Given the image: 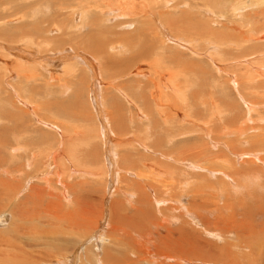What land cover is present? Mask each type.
<instances>
[{"label": "rangeland", "instance_id": "rangeland-1", "mask_svg": "<svg viewBox=\"0 0 264 264\" xmlns=\"http://www.w3.org/2000/svg\"><path fill=\"white\" fill-rule=\"evenodd\" d=\"M40 1L43 3L39 2V0H1L0 2V180L10 182L13 184L12 187H14L13 191H9L7 189L3 190L0 187V192L2 195L6 193L5 196L1 195L3 198H0V216L4 214V222L3 224L0 223V236L6 235L7 232L13 228L11 226V223L13 222L11 211L13 208H18L20 211H22L18 207L20 205H17L19 203H21L23 206V212L28 210H31V212L33 211L32 213L35 215V220H38L37 223H39L38 225L40 228L46 229L47 231L52 229L50 234L40 235L34 238H31V235H29V237H21L22 240H20V237L17 239L12 237V240H10V238H8L11 237L10 235L6 237L8 238L6 243L9 242V240L12 242L20 240L18 241V245H23L22 258L24 264H57V261L54 259L46 260L47 256L54 251V241L57 238H65L72 241L74 245L73 248L70 245L62 247L69 250V255L80 252V249L82 250L79 260L77 259L74 264H92L89 263V261L91 258H98L97 254H99V258L103 257L104 253L107 251L109 252V250L103 249L105 245H108L110 240L112 241L111 244L115 243V246L110 248L111 252L113 251L112 253L110 252L111 254L118 255L119 253L125 252L132 255L130 250L128 252L123 251L126 249L125 244L129 239L139 241L138 249L147 250L149 247L151 248L154 240H159L162 235L168 233L166 228H169L173 231L176 230L177 232L174 234H176V236L182 235V238L185 237L183 235L185 232H194L195 235L201 236V238L205 239V241L208 243H212L213 241V243L217 244L220 248L224 245L225 241L227 242L226 245H228V243L237 245L239 242L233 240V238H235L234 229L238 228L241 223L248 221L247 217H253L256 213L259 215L256 216V218H254L252 221H249L253 223V227L247 226L246 231L249 232L250 228H253L256 229L257 233L264 235V229L260 228L264 225V191L254 189L252 193H248L250 199L252 198V200H249L247 203L237 204L238 200L236 199H238V197L235 195L232 189L224 190L222 194H217L215 191L211 190H204L206 193H200L196 190L198 187L190 185L189 190H187L186 193H183V197H188L186 202L184 201V204L188 210L194 213L196 217V224L193 225L195 223L194 221L184 217V220H188V223L184 224L181 230L178 231V229H180V221H169L170 223L167 222L168 226H163L165 229H160L156 228L157 225L155 224V226L151 225L147 219L151 215L153 217L150 219V221L159 222L162 220L160 215H169V210L167 209L157 213L155 208L148 205L147 203L139 205L138 203L134 204L136 201V196H133L132 200L129 201L132 203V205H129L128 207V205H126L128 202L124 201V196L122 193L120 192L117 195L116 193L112 194L113 189L109 188L110 185H112L111 181L113 180L112 175L110 174L111 170L109 171L110 176H108L102 169V176L99 179L104 181L91 179L93 178L91 177L87 178L89 182L80 186L79 183H83L84 179H80L79 174L77 173H75L69 180L70 183H75L76 185H73L72 191H70L68 194L70 195L72 193L80 197L78 200L80 211L89 217L98 219L96 221L98 231L94 226H92L93 230H82L75 236H72L68 230V227L56 222L58 217L55 214L52 215V220L54 222L53 224L51 216L46 210L47 205L54 201V199L47 193L52 195L57 194L59 198H62L61 196L63 189L59 186L58 182L54 181V179L58 178L55 177L53 173L48 175V178H46L45 181L48 182L47 185L50 184L49 188L43 181L44 177L42 180L40 178H34V176L39 175L40 171L44 172L48 169V167H46L44 156L49 150L56 147L57 141L60 140L58 133H62L64 137L65 134L62 131L64 130L68 133L67 129L74 130L75 133L74 135L72 133V139H68V137L65 135L66 137H64V142H67V147L73 146L76 151L75 154L78 156V160H74L76 165L74 167L73 163L69 165L71 166V171H74L76 168L79 169L78 167H80V165H78V162H80V160L83 161V167L86 166L87 169L90 167L88 170H97L100 164L102 165L103 162H106L107 164H105L108 166L110 163H117V157H119V166L124 167L125 159L122 157V155L125 153V151H127L126 149H131V146L122 148L120 147L119 151H116L118 156L108 158V156H106L107 145L103 144L102 139L96 135L95 139L93 138L95 141H90L86 139V135L84 134V132H89V129H95L94 131L98 132L96 128H99L100 125V128H102L101 130H103V132L105 134L107 133L108 135L110 129L107 127L105 119L110 117L105 118L102 114H105L106 111H113L117 114V122L123 121L124 123L122 126L127 127L122 129L125 130L124 132L121 130L116 132L115 135L117 138L130 140L132 138L137 139V142H135L134 145L137 144L138 146H135V148L130 151L131 155H134L131 158V161L138 158L135 157L136 155H142L145 157L144 164L142 166L144 170V176H146L149 180L155 179L159 183L166 182L167 176L169 173H171L174 179L178 178L180 181L181 179H184L188 180L189 182L191 181L194 184L195 182H200L199 179L194 178V175L201 173L200 170L194 169L197 168V165H193L191 162V168L189 169V177L191 179H188L185 170H181L179 165L174 163L173 158L171 156L164 155V153L167 151V149H176L180 151V148L182 147L194 145L203 153V157L197 161V163L200 164V168L207 166L209 162L214 163L218 155L222 153V148L219 146L217 149H213L211 146H216V142L235 141L233 140L234 138L229 137L228 139H224L223 136L215 133L211 136V139L208 140L205 139L203 135H197L196 133L203 131L205 126H213L215 128L217 127L216 125L221 126L224 124L227 126H232L234 124V120L236 122H240L241 127L245 129L248 124H244L243 121L246 117V112H248V104L254 105L255 107L257 105L264 104V72L262 73V70H264L262 69V67L264 68V61H261L264 58V39L258 40L259 36L262 34V32H264V27L261 25L262 20H260L258 17H255L249 20L250 23L244 22V24L239 25L240 18L238 16H232L235 14L231 12V9L227 7V5H225L224 1L222 0L221 2L216 0H181L180 4H178L176 7H173L172 2L170 1L163 6V3H161L160 0H157L158 3L156 6H154L153 10L154 15L157 17L154 16L153 19H151L153 23L151 26V34L153 36L154 34L156 35L155 32H157V34L161 36V39H159L158 35V37L155 36V39L158 40L160 45H162L164 42L161 48H157L158 52L159 50L162 52V57L166 61L165 65L161 67L162 71L169 70L172 73L176 71L175 79L179 85V88H188L186 93L187 102L183 101V104L180 103V106L182 108V112H187V114H189V116H187L186 119H183L182 122L175 121L172 123L173 125H162V129H160L159 125H148L149 122H146L148 120L138 118L134 113L135 109L132 105L128 106L126 102H123V99L113 89L110 88V90H108L109 86L107 83L113 84L115 82L114 84H119L122 82V84H124V82H126L128 83V86L131 87L135 84L133 87L134 89L130 87L132 90V95L135 96V100L143 101V94L146 93V90L142 89L140 91L139 87L137 89V84L140 86L144 85L143 81H146L145 76L137 77L129 73V70V74H127L126 70L120 72L118 67L112 66V62L115 61L114 59H103L102 54L97 55V59V57H95L96 51H92L91 53V49L86 47L88 42L93 41L95 38V40L99 39L103 42L106 39V41H108L106 44L107 48L110 46L109 42L114 40L116 43L121 44L122 36L127 38H130L131 36L134 38L133 36H135V39L137 38L142 40L141 29L143 28V24L141 23L140 25H137L135 23V18L133 16L135 13L131 12L128 16L125 15V19L114 18V20L112 18L111 20H105L104 23L100 22L99 25H101V30L97 32H93L90 28H86L83 31H78L77 28L72 26L73 28H71L70 33L63 34V32L58 30L54 32V30L51 31V29L54 27L63 28L66 26V24L75 25V22L78 21V19H75V17L72 15L73 7H71V5H69L70 3H68L70 0H66L67 3L64 2L62 6H60L57 2L54 3V1H52V3L51 1L50 3L45 0ZM32 2L33 5H31ZM67 5L69 7L68 9L66 8ZM170 5L172 6L170 7ZM207 9L208 12L206 11ZM209 10H211V12H209ZM74 11H77V9H74ZM253 11H255L254 7H250L249 10H246L245 12H249L250 15H253ZM184 12H186L188 15H186ZM158 13L161 14L160 16L164 14L165 15L162 16L163 18L161 19V17L158 18ZM179 16L180 20H182L179 29L187 30L188 33H185V35L189 34L190 36L183 37V39L188 41L193 46L194 53L199 54L200 56L194 54L192 55L190 51L181 46V44L167 39L166 35H169L170 37H174V35L170 33V29L165 26L162 20L167 17L170 21H173L178 19ZM121 21H132L133 24L121 26L116 25ZM217 21H222L223 23L219 24ZM159 22H161V24ZM211 22L216 23L214 25ZM208 23H211L212 27ZM200 24L202 25V28L204 25V27H207L208 24V27H210L215 32H222L226 29H229L230 27H233V29H231L233 31L239 28L245 32L246 37H253L252 42L246 41L245 45L248 46H245V49H243L245 50L244 53H254L257 54V56H261L263 58H258V60L254 59L255 61H250L252 64L249 62L250 64L246 65L247 68H249L251 79L250 81L246 80L247 83L245 82V85L243 84V89L239 86L236 89L233 86H237L234 75L243 72V67L241 65L229 64V62L232 61L230 59L236 53L234 46L231 45V51L229 50L228 53L227 51L223 50L224 54H219L218 52L215 54L216 48L220 52V47H218L216 44L217 42L215 43L212 41L214 40L212 37H200L198 35ZM26 26L29 27L27 30L29 32H26L27 34L18 30L20 27ZM223 26H225L224 28L226 29H224ZM136 28L137 30L135 31ZM107 29L111 30L107 31L106 34ZM188 29L192 30L193 34H190L191 31ZM204 29L206 28H203V31ZM138 32L141 34L140 36L138 35ZM248 32L250 34L252 32L253 33L250 35ZM1 33L4 34L2 35ZM231 33L232 35H235L234 32ZM247 40H249V38H247ZM178 42L183 43V41ZM262 43L263 45H261ZM18 47L20 48L18 49ZM211 47H215V49L213 48L210 50ZM108 53L110 57L114 54L112 50L109 49ZM118 54H120V52H118ZM118 54L116 55V60H120V56L125 59L124 56H127L129 51L122 52L120 56ZM212 54L216 56L217 64H226V66L223 67L221 65L222 69L218 70L211 62L213 59L211 57L206 58L207 55ZM88 55L93 57L95 60L97 59L99 64L97 66L98 69L96 70V73L98 74L100 83L97 84L94 92H92L91 88L92 75L88 69L89 62L86 61V57H88ZM19 56L20 58H22V56L26 58V61L28 60L32 67L34 65L33 68L35 70H32L33 75L30 76L35 77L34 80L25 81L18 79V76H16L18 78L14 77L13 79L11 78L9 80L10 76L8 71L4 72V64H7L6 66H9V68L12 69L16 62H23L21 60L18 61ZM247 59L248 58H245L244 60ZM48 60H50L49 63L47 62ZM218 61L220 63H218ZM151 62L155 61L151 58L149 63ZM38 64L42 65L43 67ZM54 64H57L56 68ZM131 64L132 63L129 65ZM25 65L29 64L26 62ZM107 66L112 67L108 68ZM131 67L130 70L132 71L134 70L135 65L133 64ZM68 70L72 71L69 72ZM124 73L127 74L126 78ZM116 77H123L124 79L122 78L119 80L116 79ZM133 80H136L137 82L135 83ZM176 81L174 80L173 82ZM102 82L103 84H101ZM150 82L153 81L150 80ZM252 85H254L255 88ZM105 87L107 89H105ZM238 96L241 97L242 101L239 100ZM103 98V101L105 102L104 104H102ZM28 102L31 103L30 106H32L33 109H28L26 107ZM169 102H171V99L168 96L167 103ZM32 112L37 116V120H40L41 122L44 121L45 123L49 124L47 126L50 129L34 119V117L31 115ZM257 112L258 109H255V111L251 113V117L253 120L258 122L260 117L264 116V109H260V111L258 113ZM7 113H9V117L11 118L9 121H7L8 119L1 118L2 114L8 115ZM89 114L90 116L92 115V118L87 117ZM130 114H133L134 116ZM133 118L135 119L133 120ZM157 120L158 118H156V121ZM136 121L137 123H135ZM145 122L148 124L145 125ZM248 123L251 125L252 121H248ZM149 127L150 129H148ZM126 132L128 135L125 134ZM111 133L114 134L115 130H113ZM82 134L84 137H82ZM132 134H134L136 137L132 136ZM181 135L187 138L183 140L176 138L172 145H166L165 140L167 138ZM127 136L130 138H127ZM146 136H150V143L148 142L149 145H151V142H157L159 145L151 148L146 147L143 151L142 148H144V144L138 140V138L143 139ZM43 140H46L47 143H43ZM235 142L237 145H239L238 142L241 141ZM71 143L72 145H70ZM126 145H129V141L125 143V146ZM242 147L240 148L245 149L244 146ZM54 151H56V149H54L53 152ZM33 153L35 155L37 153L36 157H38L34 159L36 160L35 162L33 161L34 163L30 161V155ZM228 154L232 160H238V158H235L230 153ZM94 156H96V159ZM58 160L61 159L53 158V161L56 163V170L57 167H62V163L57 164ZM102 160L105 161L102 162ZM137 164L141 165V162L138 161ZM261 165L262 163L259 166ZM135 167H138V165ZM174 168H177L178 171L174 170ZM48 170L51 171L50 169ZM38 177H40V175ZM125 180L126 184L127 182L134 183V181H137V179H134V177L131 178L129 176H126ZM131 180L134 181L132 182ZM123 185L125 184H120L121 187ZM121 187L120 190L123 191V188L121 189ZM132 188L133 187L130 186V188L127 189L130 190ZM36 189H39L38 191L41 193V195L39 197L31 196V190L36 191ZM18 191L20 193H18ZM179 191L181 192V189ZM33 193L34 192H32V194ZM189 196H192L194 199V207L191 206ZM84 198L89 201L92 200L93 203H88ZM70 200L72 202L71 198ZM18 201L19 203H17ZM224 201L234 202L230 206H225L223 204ZM122 202L125 207V213L128 216H135L134 221H137L138 219L143 224L141 230L143 234L137 233V230L134 231L132 228L133 225L126 219L114 220L113 222H110L112 220V205L120 206L122 205ZM63 203L65 204L64 199ZM92 204H95V206H91ZM119 213H123V211L120 210ZM109 227H112V229ZM143 228L145 229V232ZM220 228H225L227 230L226 232L229 233L228 239H226L224 242L216 241L205 232L210 231L213 236H223L225 232ZM243 230L244 227H241L239 229V233H242ZM123 232H126L125 235L127 236L124 235L125 237H122L124 234ZM128 235L131 236L128 238ZM244 239H248L247 234H245ZM3 243L4 242H2V244ZM201 243L202 245L206 244L204 242ZM109 246L110 245H108L107 248ZM0 249L9 250L5 248V243L4 248L1 247ZM233 252V258H235L236 254L238 256L237 258L241 256L242 259L244 257L242 261L239 258L238 262L241 264H246L245 254L241 252L239 253L235 250H233ZM55 253L56 252L52 254ZM29 254L31 257L28 256ZM118 256L123 260L122 255ZM147 257L149 261L145 264H153V261L158 260L151 255ZM116 258L117 262L122 261L117 256ZM206 258L207 256L199 255L197 257L194 255L191 257V260L186 261L184 264H222L217 261V257L209 256L207 259ZM130 260L131 259L128 256L125 257L123 264H127ZM215 261H217V263H214ZM160 262L161 260H158L157 264ZM251 263L254 264L253 262ZM256 263L260 264V260Z\"/></svg>", "mask_w": 264, "mask_h": 264}, {"label": "bare ground", "instance_id": "bare-ground-1", "mask_svg": "<svg viewBox=\"0 0 264 264\" xmlns=\"http://www.w3.org/2000/svg\"><path fill=\"white\" fill-rule=\"evenodd\" d=\"M45 1H48L49 3H50V1H51V3H52V1H54V3L55 2L59 3L60 6H62L64 4V2H66V0L65 1L64 0H45ZM160 1H161V3H163L162 4L163 6H164V4H167L170 1V2H172L173 7H176L181 2V0H160ZM191 1H193V0H191ZM216 1L221 2V0H216ZM222 1H224V4L227 5V7H229L231 9V12H233V14H235L232 16H238L240 18V21H239L240 24L239 25L244 24V22L250 23L249 20H251L252 18L258 17L260 20H262L261 25L264 27V0H222ZM0 2H1V0H0ZM39 2H41V1L39 0ZM41 3H43V2H41ZM68 3H70L69 5H71V7H73L72 8L73 9L72 15L75 17V19H78V21H76L77 24L75 22V25L66 24V26L63 28L62 27L61 28L60 27H54L51 29V31L54 30V32H55L58 30L60 32H63V34L64 33L68 34V33H70L71 28L75 27L78 29V31H83L86 28H90L93 32H97V31L101 30V27H100L101 25H99L100 22L104 23L105 20H111L112 18L113 19L114 18L125 19V15L128 16L131 12L135 13V14L132 13L134 18H135V20H134L135 23L137 25H140L141 23L143 24V28L141 29V32H142L141 39L142 40H139L137 38L135 39V36H133L134 38H132L131 35H130L131 36L130 38L122 36L121 37V44L116 43L114 40L112 42H109L110 46L107 48L106 44L108 41H106V39L103 42L99 39L95 40L96 38L95 39L93 38L94 40L88 42L89 45L87 44L86 47L91 49V53H92V51H96L95 57H97V55H99V54H102L103 59L104 58L107 60L110 58L114 59L115 61L112 62V64H113L112 66L118 67V70L120 72H123L126 70L127 74L131 73L132 75H135L137 77H144L145 76L146 81H143L144 85L140 86L137 84V89H138V87H139L140 91L142 89H145L146 93L143 94V101L135 100V96L132 95V90L130 89L131 86H128V83H126V82H124V84H122V82H120L119 84H117V83L114 84L115 82L113 84L106 82L107 85L109 86L108 90H110V88L113 89L123 99V102H126L128 106L132 105L134 107V109L136 110V111L134 110V113L136 114V116L138 118L148 120L146 122H149V124L145 122V125L156 124V125L160 126V129H162V127H163L162 125H164V126H168L169 124L173 125L172 124L173 122H175V121L182 122L183 119H186V117L189 116V114H187V112H182V108L180 106V103L183 104V101L187 102L186 93L188 91V88L187 87L184 89L179 88V85L175 79L176 71H174V73H172L169 70L168 71L167 70L162 71L161 67L165 65L166 61L162 57V55H163V54H161L162 52H160V50L158 52L157 48H161L164 42L162 43V45H160L158 43V40L155 39V36L158 35L157 32H155L156 35L154 34L152 36V34H151V26L153 24L151 19H153L154 16L157 17L156 15H154V11H153L154 6H156V4L158 3L157 0H70V1H68ZM31 5H33V2L31 3ZM172 5H170V7ZM250 7H254V9H255V11H253V15H250L249 12H245L246 10H249ZM66 8L67 9L69 8L68 5ZM55 9H56V7H55ZM74 9H77L78 12L74 11ZM206 11L208 12V9ZM209 12H211V10H209ZM234 12H236V13H234ZM184 13L186 15H188L186 12H184ZM156 14H157V12H156ZM160 15L161 14L158 13V18L161 17V19H162L163 18L162 16H164L165 14L162 16H160ZM228 18H230V17H228ZM133 19H132V21H133ZM132 21L131 22L121 21V22H119V24H116V25L121 26V25L133 24L134 21H133V23H132ZM21 22H22V19H21ZM162 22L165 24V26L168 27V29H170L171 32L169 30L168 31L172 35H174V37H175L174 38V37H170L169 35H166L168 40H171V41L177 42L178 44H181V46H183L187 50H189L192 55L193 54L199 55V54L194 53L193 46L188 41L183 39V37H190V36H189V34L185 35V33H188L187 30H180L179 29L180 24L182 22V20H180V16L178 17V19L173 20V21H170L167 17H165L162 20ZM217 22L219 24L223 23L222 21H217ZM159 23L161 24V22H159ZM206 23H207V21H206ZM211 23L215 25L216 22H211ZM211 23L210 24L208 23V24L211 25ZM208 24H207V27H204L205 25L203 24L204 25L203 28H206V29H204V31H203V28L201 27L202 25L200 24L199 31L200 30H202V31H200V32L198 31V35L200 37H209V38L212 37L214 39L212 41L215 43L217 42L216 44L218 45V47H220V52L216 48L215 54H216V52H218L219 54H224L223 50L227 51V53H228L229 50L231 51V45L234 46L236 53L230 59L232 61H230L229 64L241 65L243 67V72L240 74L234 75V77L236 79L237 86L233 85V81H232V85L236 89L238 86L243 89V84L246 82V80L250 81V79H251V76L249 74V68H247L246 65L250 64L251 63L250 61H253L254 59L258 60V58H261V59L263 58L261 56L260 57L257 56V54H254V53H251V54H245L244 53L245 50H243V49H245V46H248V45H245L246 41L252 42L253 37L252 36L246 37L245 32H243L239 28H237L234 31L231 30V29H233V27L226 29V28H224L225 26H223V28L226 29L225 31L215 32L210 27H208L209 26ZM26 27H20L19 29L18 28L17 29L20 30L21 32H24L25 34H27L26 32H29V31H27L29 27H27V29H26ZM211 27H212V25H211ZM244 28H245V26H244ZM251 29H252V27H251ZM110 30L111 29H109V30L107 29L106 34H107V31H110ZM136 30H137V28L135 29V31ZM188 30L191 31L190 34H193L192 30H190V29H188ZM231 32H234L235 35H232ZM1 34L3 35L4 33H1ZM138 35L140 36L141 34L138 32ZM70 37H71V35H70ZM160 37L161 36H159V39H161ZM247 38H249V40H247ZM263 39H264V32H262V34L259 36L258 40H263ZM178 41H183V43L178 42ZM152 42H155V43H152ZM253 43H254V41H253ZM248 44H249V42H248ZM103 45H104V47H103ZM261 45H263V43ZM19 48L20 47H18V49ZM213 48L215 49V47H211L210 50H212ZM108 49L112 50V52L114 53L113 56L110 57V55L108 53ZM210 50H208V51H210ZM125 51H129V54H127V56H124L125 57V59H124L123 57L120 56V54L122 52H125ZM109 52H111V51H109ZM118 52H120V54H118ZM257 53H259V52H257ZM117 54L120 56L119 57L120 60L115 59L117 57L116 56ZM263 54H264V52H263ZM28 55H29V53H28ZM89 55H88V57H86L87 58L86 61L89 62L88 63V69L90 70V73L92 75V86H91V88H92V92H94L97 84L100 83V79L98 77V74L96 73L97 72L96 70L98 69L97 66L99 64L97 62L98 57L95 60V59H93V57H91ZM91 55H93V54H91ZM229 56H231V55H229ZM209 57H211L213 59V61L211 60L212 64L218 70H221L222 64L221 65L217 64L216 56L214 54L206 56V58H209ZM9 58H12V57H9ZM151 58L155 62L149 63ZM245 58H248V59L244 60ZM20 60L23 62L22 63L16 62L14 64L15 66H13V68L11 67L12 69H10L9 66L7 67L6 66L7 64H4V72L8 71L9 76H10L9 80L11 78L13 79L16 76L19 77V78L18 77H16V78L21 79V80H25V81L34 80L35 77H30L31 75H33L32 70L34 69L33 68L34 65L32 67L31 63L28 60L26 61V58H24L23 56H22V58H20V56H19L18 61H20ZM142 60H143V62H142ZM138 61H140V62H138ZM261 61H264V58ZM26 62L29 65H25ZM47 62L49 63L50 60H48ZM55 62H57V61H55ZM136 62H138V63H136ZM1 63H3V62H1ZM130 63H132V64L129 65ZM218 63H220V62L218 61ZM254 63H256V62H254ZM101 64H103V63H101ZM133 64L135 65V68H134V70L131 71L130 69L133 68V67H131ZM38 65H40V64H38ZM54 65L56 68L57 64H54ZM40 66L43 67L42 65H40ZM112 66H107V67L111 68ZM222 66L225 67L226 64H223ZM44 69H45V65H44ZM262 69H264V68L262 67ZM128 70H129V73H128ZM68 71L71 72L72 70H68ZM263 72H264V70H262V73ZM124 74L123 75L126 78L127 74L126 73H124ZM20 76H21V78H20ZM122 78L123 77H121V78L116 77V79H119V80ZM229 78H230V76H229ZM51 79H52V77H51ZM150 80H152L153 82H150ZM174 80L176 82H173ZM133 82L136 83L137 81L133 80ZM101 84H103V82ZM134 85L131 88H133ZM252 86H254V85H252ZM254 88H255V86H254ZM105 89H107V88L105 87ZM147 94H148V96H147ZM112 95H114V94H112ZM168 96L171 99V102H169V103H167ZM14 98H15V96H14ZM238 98L240 101H242L240 96H238ZM103 100H104V98L102 99V102H103V103L101 102L102 104L105 103ZM30 105H31V103L28 102V104H26V107L28 109H33L32 106H30ZM255 109H258V112H259L260 109L261 110L264 109V104L257 105L256 107L254 105L248 104V112H246V117L243 121L244 124H248L245 129L241 127L240 122H236L234 120V122H233L234 124L232 126H227L225 124L221 125V126L216 125L217 126L216 128L213 126H209V127L205 126L203 128V131L196 133L197 135H203L205 137V139H208V140L211 139V136L213 134L217 133V134L223 136L224 139H228L229 137H232V138H234L233 140H235V141H241V142H238V144L240 146L237 145L235 141H221V142H216L215 143L216 146L212 145L211 147L213 149H217L219 146H221V148H222L221 149L222 153L218 155V157L214 161V163L209 162V164L207 166L200 168L199 167L200 164L197 163V161H199V159H201L203 157V153L199 150V148L195 147L194 145H190L188 147H182V148H180V151L176 150V149L175 150H168L167 149V151L164 153V155L171 156L174 160V163L178 164L179 168L181 170H185V173H186L188 179H191L189 177V169L191 168V162L193 165H197V168H194V169L200 170L201 173L194 175L195 179L200 180V182L194 181L195 184L191 181L189 182L188 180H184V179H181V181L178 180V178L174 179V177H172L171 173H169V175L167 176L166 182H159L161 184H159L158 181L155 179L149 180L146 176H144V170H143L142 166L144 164L145 157L142 155H140V156L136 155L135 157H138V158L131 161V158L134 155L133 154L131 155L130 151L132 149H134L135 146H138L137 144L134 145V143L137 142L136 141L137 139L132 138L130 140V139H121V138L119 139V138H117V136L115 135L116 132H119L120 130L122 132H124L125 130H122V129L123 128L125 129L127 127L122 126L124 123L123 121L117 122V119H116L117 114H116V112H113V111H111V112L106 111L105 114H102V115H104L105 118L110 117V118L105 119L106 125L110 129V132L108 133V135H107V133L105 134L103 132V130H101L102 128H100V125H99L100 129L96 128L98 130V132L94 131L95 129L94 130L89 129V132H86V133L84 132V134L86 135V139H88L90 141L94 140L96 135L99 138H101L103 144L107 145L106 156H108V158H110V157L113 158L115 156H118L116 151L117 150L119 151L120 147L122 148V147L131 146V149H126L127 151H125V153L122 155V157L125 159V163H124L125 166L123 167L121 164L120 165L122 167L119 166V157H117V163L113 161L114 163L113 164L110 163V165L108 166V165H106L107 164L106 162H103L105 160H102L103 164L101 165L99 162L100 166L99 167L96 166V167H98V169L96 168L97 170H88L90 167H88V169L86 166L83 167L82 166L83 161L80 160L81 164H80V162H78V165H80V167H78L79 169L76 168V169H74V171H71V166H69V165L71 163H73V167H74L76 165L74 162L76 160H78L77 159L78 156L75 154L76 151H75L74 147L73 146L67 147V145H68V144L66 145L67 142H64V137L67 136L68 139H70L72 133H73V135L75 133L74 130H69L66 127L68 133L64 130L62 131L66 136L64 135V137H63L62 133H58L60 136V140L57 141L56 147L49 150L44 156V159L46 161V167H48V169H50L51 171H49L48 169L45 170L44 172L40 171V173H39L40 177H38L39 175L34 176V178H37V179L40 178L41 180L44 177L43 181L46 183L45 185L48 186V188H49L50 184L47 185L48 182L45 180H46V178H48V175L53 173V175H55V177L58 178V179H54V181L58 182L59 186L63 189L62 196H61L62 198H59V196L57 194L52 195V194L47 193L50 197H52L54 199L53 202H51L47 205V209H46L48 214H50V216H51V220H52V215L55 214L58 217V220H56V222H59L61 225L65 226V227H68V230L72 236H75L77 233H79L82 230L91 231V230H93L92 226H94L95 229L98 231V229H97L98 227L96 225V221L98 219L92 218V217H89V216L83 214L82 211H80L79 204H78V200L80 197L75 195V194H72V193L69 195L68 193H70V191H72L73 185H76L75 183H70V181H69L75 173L79 174L80 179H84L83 183L77 182V183H79L80 186H82V185H85V183L89 182L87 178H91V177H93L91 179H97L99 181H104V180L99 179L102 176L101 175L102 169L104 170L106 175H108V176H110V174L112 175L113 180L111 181V183L113 185V188H112V185H110V187H109V188L113 189L112 194L116 193V195H117L118 193L121 192L122 195L124 196V201L128 202L126 204V205H128V207H129V205H132V203H130L129 201L132 200L133 196H136V201L134 204L138 203V205H139V204L147 203L148 205L153 206V208H155V211L157 213H160L161 211H165L167 209L169 210V215L168 214L160 215L162 220H160L159 222L150 221V219L153 217L151 215L147 219V221H149V223L151 225H153V226L157 225L156 228H160V229L164 228L163 227L164 225L168 226L167 222H169V221L170 222L180 221V225H179L180 229H178V231H179L183 228L184 224L188 223V220H184V217L194 221L195 223L193 225L196 224V217H195L194 213L192 211L188 210L184 204L186 202V200L188 199V197L187 196L183 197V193H186V191L189 190L190 185L194 186V187L195 186L198 187L196 190L200 193H206V192H204V190H211V191H215L217 194L218 193L222 194L224 192V190L232 189V191L238 197V199H236V200H238L237 204L247 203L249 200H252V198L250 199L248 193H252L254 191V189H257L259 191H264V184H263V182H264V116H261L258 122L253 120V118L251 117V113H253L255 111ZM29 111H31V110H29ZM137 111L139 114L137 113ZM7 114L8 115L2 114L1 118L8 119L7 121H9V119H11V118L9 117L10 116L9 113H7ZM133 114H130V115H133ZM31 115L34 117V119H36V120L38 119L37 116L33 112ZM259 115H260V113H259ZM81 116H83V115H81ZM87 117L92 118V115L90 116V114H89V116H87ZM156 118H158L157 121H156ZM134 119L135 118H133V120ZM37 121L39 123L44 124V126H46L47 128H49L47 126L49 124L45 123L44 121H43L44 123L41 122L40 120H37ZM248 121H252V124L249 125ZM135 123H137V121ZM52 124H54V123H52ZM148 129H150V127ZM113 130H115L114 134L111 133ZM125 134H127V132ZM132 136L136 137L134 134H132ZM82 137H84L83 134H82ZM127 138H130V137L127 136ZM149 138H150V136H146L143 139L138 138V140H140L144 144V148H142L143 151L145 150L146 147L151 148V147H156L159 145V143H157V142H151V145H149V143H150ZM176 138L183 140V139H186L187 137H183V135L176 136V137L171 136V138H167L165 140L166 145L167 146L172 145L175 142ZM127 141H129V145L125 146V143ZM43 143H47V141L43 140ZM70 145H72V143ZM242 146H244L245 149H241L240 147H242ZM84 147H85V145H84ZM54 149H56V151L53 152ZM228 153L233 155L235 158H238V160L237 161L232 160L229 157ZM36 156H37V153H36V155L34 153L31 154L30 155V158H31L30 161L35 162L36 160H34V159L38 158ZM53 158H55V159L60 158L61 159V160L57 161V164L62 163L61 168L57 167V170H56V163L53 161ZM73 158H75V159H73ZM94 158L96 159V156H94ZM63 161H65V162H63ZM138 161L141 162V165L137 164ZM261 163H262V165L259 166ZM114 165H115V167H114ZM136 165H138V167H135ZM26 166H27V164H26ZM139 166H141V167H139ZM182 166H183V168H182ZM91 167H93V166H91ZM174 170L178 171L177 168H174ZM109 171H110V174H109ZM45 176H47V177H45ZM126 176H129L131 178L134 177V179H137V181L133 180L134 183L127 182V184H126L125 183L126 182V180H125ZM128 180H129V178H128ZM68 181H69V183H68ZM120 184H125V185H123L121 187ZM12 186H13V184H11L10 182H5V180H0V187L3 190L7 189L9 191H13L14 187H12ZM119 186L121 187V189L123 188V191L120 190ZM130 186H132L133 188L128 190L127 188H130ZM180 189H181V192L179 191ZM38 190L39 189H36V191L31 190L30 195L33 197L34 196L39 197L41 195V193ZM32 192H34V193L32 194ZM18 193H20V192L18 191ZM5 194L6 193H4L2 195V193H1L0 198H3L2 196H5ZM103 197H104V195H103ZM189 197H190L191 206L194 207V199L192 196H189ZM70 198L72 199V202H71ZM63 199L65 201V204L63 203ZM84 199L88 203H93L92 200L89 201V200H86V198H84ZM236 200H234V201H236ZM233 202L224 201L223 204L225 206H230L231 204H233ZM17 203H19V201ZM17 205H20L18 207L22 211H20L18 208L12 209L11 215L13 217L12 218L13 224L11 223V226L13 228L10 229L6 235L0 236V248L1 247L4 248V243H5V248L9 249V250L0 249V264H24L23 258H22L23 245H18V241L22 240L21 237H23V236L29 237V235H31L30 237L34 238V237H37L40 235L50 234L51 230H52V229H50L47 231L46 229L40 228L38 225L39 223H37L38 220L37 219L35 220V215L32 213L33 211L31 212V210H28V211L23 212L24 209H23V206L21 205V203H19ZM91 206H95V204H92ZM124 208L125 207H124L123 202H122V205H120V206L112 205V210H111L112 211V218H111L112 220L111 221L109 220V221L113 222L114 220L126 219L127 221H129L133 225L132 228L134 229V231L137 230V233L143 234V232H141L143 224L137 219V217H136L137 221L136 220L134 221L135 216H128L125 213ZM239 208H241V207H239ZM120 210H122L123 213H119ZM117 212L120 216L117 214ZM258 215L259 214L256 213L253 217H250V218L247 217L248 221H246L245 223H241L238 228L234 229L235 238H233V240L239 242L237 245H233L232 243H228V245H226L227 242L225 240L228 239L229 233L226 232L227 230L225 228H220L225 232L223 236H220V235L219 236H213V234L210 231H205L207 235H209L210 237H212L216 241H223V242L225 241L224 245L221 248L218 247L217 244L213 243V241H212V243L206 242L205 239L201 238V236L195 235L194 232H192V233L185 232L183 234L185 237L182 238V235L176 236V234H174L177 232L176 230L173 231L169 228H166L168 233L162 235L159 240H154L153 244L151 245V248L149 247L147 250L138 249L139 241H136L134 239H129L127 241V243L125 244L126 249L123 251L128 252L130 250L132 252V255L127 254L125 252L119 253V254L117 253L118 255H122L123 260L118 255L111 254L113 251L111 252L110 248H113L115 246V243L111 244L112 241L110 240L108 243V245H110V246L107 248L108 245H105L104 249H103V250H109V252L105 251L106 253H104V256L100 257V258H99V254H97L99 259L98 258H91V259L89 258L90 259L89 263H92V264H123L124 258L128 256L131 260L127 264H145L149 261L147 256L151 255L152 257H154L158 260H161V262L159 264H184L186 261L191 260L192 256L195 255L198 257L199 255H202V256H207V258L209 256L217 257L216 258L217 261L219 263H222V264H241L240 262H238V259L239 258L241 259V256L239 258H237L238 256L236 254L235 258L232 257V254H234L233 250H235V251H238L239 253L241 252V253L245 254L246 264H252L251 262H253L254 264H257L256 262H258L259 260H260V264H264V241H263L264 235L257 233L256 229H253V228H250L249 232L246 231V227L247 226L250 227L253 224L252 222H249V221L250 220L252 221ZM3 216H4V214L0 216V223L1 224H3V222H4ZM52 223L54 224L53 220H52ZM144 225H145V223H144ZM112 227H109V228L112 229ZM241 227H244V230L242 233H239V229ZM260 228L264 229V225L261 226ZM260 228H258V229H260ZM118 229H119V227H118ZM143 230L145 232L144 228H143ZM125 233L122 235V237L125 235ZM14 234L17 236H15ZM139 234H137V235H139ZM245 234H247V238H248L246 240L244 239ZM8 235L11 236V237H8V238H10V240H12V237L14 239H17L20 237L21 239L18 241L16 240V242H12L9 240V242L6 243V241L8 239L6 237ZM125 236H127V235H125ZM130 236L131 235H128V238ZM98 237H99V235H98ZM2 242H4V243L2 244ZM54 242H55L54 251L52 253H54V252H56V253L55 254H52V253L49 254L47 256L46 260L54 259L55 261H57V264H69V262H70V264L72 262H73L72 264H74V262L77 259L79 260V256L81 255V251H82L81 249H80V252L69 255V250L67 248L66 249L62 248V247L68 246V245L72 246V248H73L74 245H73L71 240L65 239V238H57V239H55ZM201 242H204L206 244L202 245ZM140 246H141V244H140ZM28 256L31 257L30 254ZM116 256L118 258H120L122 261L117 262ZM69 257H71V258H69ZM243 259H244V257L241 259V261ZM158 260L153 261V264H157ZM217 261H215L214 263H217Z\"/></svg>", "mask_w": 264, "mask_h": 264}]
</instances>
